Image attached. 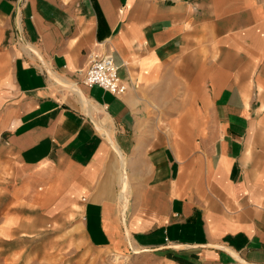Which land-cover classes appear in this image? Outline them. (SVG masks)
I'll list each match as a JSON object with an SVG mask.
<instances>
[{"label":"crops","instance_id":"0c3cea01","mask_svg":"<svg viewBox=\"0 0 264 264\" xmlns=\"http://www.w3.org/2000/svg\"><path fill=\"white\" fill-rule=\"evenodd\" d=\"M103 53L125 94L85 83ZM73 224L99 252L264 264V0H0V264Z\"/></svg>","mask_w":264,"mask_h":264},{"label":"rangeland","instance_id":"374dc122","mask_svg":"<svg viewBox=\"0 0 264 264\" xmlns=\"http://www.w3.org/2000/svg\"><path fill=\"white\" fill-rule=\"evenodd\" d=\"M37 247L34 253L33 242V254L18 256L19 264H157L148 256L133 251L119 255L99 252L89 246L76 224L57 225L53 234L40 235Z\"/></svg>","mask_w":264,"mask_h":264},{"label":"built area","instance_id":"2783aa9c","mask_svg":"<svg viewBox=\"0 0 264 264\" xmlns=\"http://www.w3.org/2000/svg\"><path fill=\"white\" fill-rule=\"evenodd\" d=\"M85 83L89 86L98 85L115 95H123L128 90V85L119 74V66L114 56L109 53L90 56V65L85 72Z\"/></svg>","mask_w":264,"mask_h":264}]
</instances>
